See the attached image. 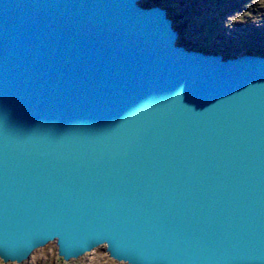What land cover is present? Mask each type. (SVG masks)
Masks as SVG:
<instances>
[{
  "label": "water",
  "instance_id": "95a60500",
  "mask_svg": "<svg viewBox=\"0 0 264 264\" xmlns=\"http://www.w3.org/2000/svg\"><path fill=\"white\" fill-rule=\"evenodd\" d=\"M141 1L0 0L2 263L264 264V56Z\"/></svg>",
  "mask_w": 264,
  "mask_h": 264
},
{
  "label": "rangeland",
  "instance_id": "374dc122",
  "mask_svg": "<svg viewBox=\"0 0 264 264\" xmlns=\"http://www.w3.org/2000/svg\"><path fill=\"white\" fill-rule=\"evenodd\" d=\"M140 4L166 9L176 19L174 28L183 27L179 38L195 48L224 56L243 55L247 51L264 53V0H143ZM21 264L123 263L111 260L104 247L64 262L58 257L55 244L50 243Z\"/></svg>",
  "mask_w": 264,
  "mask_h": 264
},
{
  "label": "trees",
  "instance_id": "16d2710c",
  "mask_svg": "<svg viewBox=\"0 0 264 264\" xmlns=\"http://www.w3.org/2000/svg\"><path fill=\"white\" fill-rule=\"evenodd\" d=\"M144 8H148V7H152V6H150V5H148V4H144V5H142ZM172 18V17H171ZM172 20H173V22H175V20L176 19H174V18H172ZM176 29L179 31V33L181 34L182 33V29H183V27H179V26H177L176 27ZM178 44L179 45H181V46H184V47H186L187 49H190V50H193V49H198V50H201V51H207V50H204V49H201V48H195L194 46H192V45H190V44H188V43H186L185 42V40L182 38V37H180L179 39H178ZM246 53H251L250 51H247ZM254 54H258V55H261V56H264V53H254Z\"/></svg>",
  "mask_w": 264,
  "mask_h": 264
},
{
  "label": "snow or ice",
  "instance_id": "6c2138e0",
  "mask_svg": "<svg viewBox=\"0 0 264 264\" xmlns=\"http://www.w3.org/2000/svg\"><path fill=\"white\" fill-rule=\"evenodd\" d=\"M41 243H43V242H41ZM85 250H87V249H85ZM62 255H64L67 258V254L66 253L62 252ZM0 259H2V257H0Z\"/></svg>",
  "mask_w": 264,
  "mask_h": 264
}]
</instances>
